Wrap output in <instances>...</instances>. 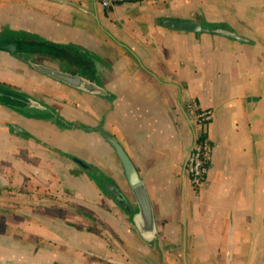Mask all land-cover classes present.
I'll return each instance as SVG.
<instances>
[{
    "label": "crops",
    "instance_id": "crops-1",
    "mask_svg": "<svg viewBox=\"0 0 264 264\" xmlns=\"http://www.w3.org/2000/svg\"><path fill=\"white\" fill-rule=\"evenodd\" d=\"M15 38L81 52L107 95L0 49V84L55 113L0 103V264H264V0L109 9L99 0H0V39ZM188 100L212 114L197 188L185 170L197 133ZM99 129L121 144L145 185L150 241L104 188L115 183L134 205Z\"/></svg>",
    "mask_w": 264,
    "mask_h": 264
},
{
    "label": "water",
    "instance_id": "water-1",
    "mask_svg": "<svg viewBox=\"0 0 264 264\" xmlns=\"http://www.w3.org/2000/svg\"><path fill=\"white\" fill-rule=\"evenodd\" d=\"M166 25L180 30L199 31L203 29L199 23L188 21L169 20ZM0 49L10 54L21 53L38 56L41 58L39 62L26 59V63L32 69L78 90L99 96L107 95V90L96 82L92 73L86 70L85 66L89 63L91 64L92 60L81 52H76L66 46H59L46 40L30 38L0 39ZM0 103L24 112L52 113L55 115L48 105L1 84ZM99 131L104 140L113 148L121 164L134 205L129 202L115 183L107 182L104 188L121 209L131 214L132 223L139 235L144 240L150 241L155 237L156 228L151 202L145 185L121 144L105 131L101 129Z\"/></svg>",
    "mask_w": 264,
    "mask_h": 264
},
{
    "label": "built area",
    "instance_id": "built-area-1",
    "mask_svg": "<svg viewBox=\"0 0 264 264\" xmlns=\"http://www.w3.org/2000/svg\"><path fill=\"white\" fill-rule=\"evenodd\" d=\"M140 0H99L101 7L109 9L115 4ZM185 109L193 125L197 128L193 144L189 150L185 170L193 187L201 186L205 180L206 163L209 159L211 145L206 136L207 125L211 121L210 109L200 108L194 100H188ZM205 135V136H203Z\"/></svg>",
    "mask_w": 264,
    "mask_h": 264
},
{
    "label": "trees",
    "instance_id": "trees-1",
    "mask_svg": "<svg viewBox=\"0 0 264 264\" xmlns=\"http://www.w3.org/2000/svg\"><path fill=\"white\" fill-rule=\"evenodd\" d=\"M85 67H86V70L89 71V73H92V71H91L92 66H91L90 63H89L88 65H86ZM1 85H4V86H6V87H9V85L4 84V83H1ZM203 136H205V135H203ZM101 185H102V183H101Z\"/></svg>",
    "mask_w": 264,
    "mask_h": 264
},
{
    "label": "rangeland",
    "instance_id": "rangeland-1",
    "mask_svg": "<svg viewBox=\"0 0 264 264\" xmlns=\"http://www.w3.org/2000/svg\"><path fill=\"white\" fill-rule=\"evenodd\" d=\"M32 59H33V60H36L37 58L34 57V56H32ZM12 88H13V87H12ZM13 89L18 90V91H20V92H23V91H24V90L19 89L18 87H15V88H13Z\"/></svg>",
    "mask_w": 264,
    "mask_h": 264
}]
</instances>
